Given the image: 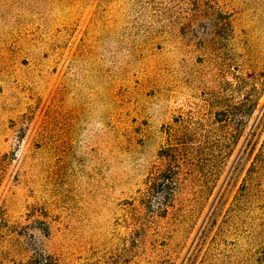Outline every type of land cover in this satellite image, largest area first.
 Instances as JSON below:
<instances>
[{
	"label": "rangeland",
	"instance_id": "rangeland-1",
	"mask_svg": "<svg viewBox=\"0 0 264 264\" xmlns=\"http://www.w3.org/2000/svg\"><path fill=\"white\" fill-rule=\"evenodd\" d=\"M37 251L264 264V0H0V264Z\"/></svg>",
	"mask_w": 264,
	"mask_h": 264
},
{
	"label": "trees",
	"instance_id": "trees-1",
	"mask_svg": "<svg viewBox=\"0 0 264 264\" xmlns=\"http://www.w3.org/2000/svg\"><path fill=\"white\" fill-rule=\"evenodd\" d=\"M176 158V161H170L169 165L170 167L162 169V168H158L157 171H155L154 173L152 172L150 175V178L148 179V186H147V190L146 192H150V191H154L159 190L160 185L162 186V190L165 189V193L167 195H165V197H173L175 195L176 189H174V179H175V174H177V172H174L177 170V168H180L181 163L180 160ZM175 173V174H174ZM169 174V175H168ZM174 174V175H173ZM167 178V179H166ZM166 179V183L163 182ZM164 204V203H163ZM161 206V209L163 210H167V204ZM46 230V229H44ZM46 232V231H45ZM54 261H48V256L44 254L43 251H37L36 254L34 255V257H32V259L28 262V264H54Z\"/></svg>",
	"mask_w": 264,
	"mask_h": 264
}]
</instances>
